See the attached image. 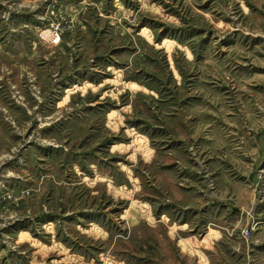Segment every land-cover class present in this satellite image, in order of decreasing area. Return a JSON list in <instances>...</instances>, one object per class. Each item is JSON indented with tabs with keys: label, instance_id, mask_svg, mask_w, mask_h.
Returning <instances> with one entry per match:
<instances>
[{
	"label": "rangeland",
	"instance_id": "obj_1",
	"mask_svg": "<svg viewBox=\"0 0 264 264\" xmlns=\"http://www.w3.org/2000/svg\"><path fill=\"white\" fill-rule=\"evenodd\" d=\"M244 178L264 0H0V264H264Z\"/></svg>",
	"mask_w": 264,
	"mask_h": 264
},
{
	"label": "crops",
	"instance_id": "obj_2",
	"mask_svg": "<svg viewBox=\"0 0 264 264\" xmlns=\"http://www.w3.org/2000/svg\"><path fill=\"white\" fill-rule=\"evenodd\" d=\"M253 180L254 179L244 178L243 180L241 179L238 181L237 180L230 181L231 186L229 187L230 189L229 193L231 196L232 203H226V204L230 205V207L232 208L233 211L232 216L233 217L238 216V225L240 228L248 226L249 220L247 213L252 214L254 216L264 213V211L263 213L262 212L258 213L256 210V205L260 202V199H258V195L256 192V182ZM224 194L227 195V191H225ZM209 195H211V193L207 194V196ZM259 228L255 230L257 233L256 235H254V237H257L259 233L263 234L264 229L259 230ZM218 234L222 235L224 233L218 232Z\"/></svg>",
	"mask_w": 264,
	"mask_h": 264
}]
</instances>
